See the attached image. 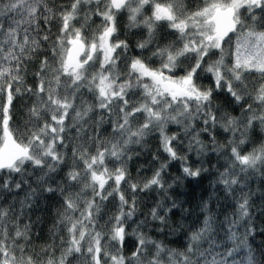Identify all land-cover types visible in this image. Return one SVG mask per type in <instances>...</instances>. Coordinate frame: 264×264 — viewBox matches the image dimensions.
I'll return each instance as SVG.
<instances>
[{
  "label": "snow or ice",
  "instance_id": "1",
  "mask_svg": "<svg viewBox=\"0 0 264 264\" xmlns=\"http://www.w3.org/2000/svg\"><path fill=\"white\" fill-rule=\"evenodd\" d=\"M252 73L258 81L250 82ZM24 98L31 103L14 129V102ZM152 135L166 159L154 154L159 167L133 181L129 163L140 153L132 146ZM258 136L264 0H201L193 8L185 0H0V194L28 186L19 209L0 204V264H264V246L249 243L254 218L264 216V195L257 204L251 188L259 177L264 189V142L245 147ZM212 155L225 161L212 165V186L236 199V211L218 224L203 201L193 229L181 222L190 216L186 201L168 191L211 175L204 157L211 163ZM173 162L182 175L169 183ZM37 173L33 187L29 177ZM151 190L162 197L141 219L137 194ZM44 193L58 196L60 207L49 240L38 245L25 210ZM111 200L116 211L101 225ZM150 231L187 235V243L171 248ZM130 236L134 250L125 255Z\"/></svg>",
  "mask_w": 264,
  "mask_h": 264
},
{
  "label": "trees",
  "instance_id": "2",
  "mask_svg": "<svg viewBox=\"0 0 264 264\" xmlns=\"http://www.w3.org/2000/svg\"><path fill=\"white\" fill-rule=\"evenodd\" d=\"M63 2V0H56V3L59 4ZM185 3L187 7L193 8L196 4L201 3V0H185ZM96 22L99 23L98 18L96 19ZM120 27L123 31L124 24L126 23V18L121 17L120 18ZM52 32L54 34L58 33V27L53 25L52 26ZM123 38V37H121ZM130 40L138 39L139 36H130ZM174 36H170L169 39H174ZM235 37H233V43H234ZM228 51H231V46H226ZM135 49H133V53H135ZM147 55V53H146ZM216 57H213L215 59ZM230 59V57H228ZM121 68H124V65H121ZM29 72L35 71V65H29ZM250 82H256L258 81V74L252 73L249 75ZM28 83L34 84V81L31 76L28 77ZM202 83L204 85L210 84V79H203ZM90 99V97H88ZM218 102H222L218 101ZM31 101H29L27 98L17 99L14 104L13 108V122L12 127L20 128L23 126L24 120H25V112H26V104H30ZM229 111H232V108L228 109ZM239 109H236V111L233 112V115H238ZM107 127V126H106ZM177 130V126L172 125L169 128V132H175ZM110 132V128L108 129ZM107 135V133H106ZM205 143H208L207 136L203 137ZM218 141L223 143L225 140L224 135H220L217 137ZM261 142H264V136H258L255 138L254 143L247 144L246 150L251 151L253 147L259 146ZM133 150L135 152H139V156H134L132 161L129 163L130 173L133 181L136 180H146L151 177L152 173L155 171L157 167H159V162L156 160H153V155L158 154L161 158V160L166 159V154L159 151V139L156 135L149 136L146 140V143L143 145H133ZM211 163H209V157H204V166L208 167L210 169L211 175L208 173H205L204 176L201 178L200 182L197 183L196 181L189 182V180L186 178L182 181L180 185L175 186L173 189H169L168 195L172 197L173 199H177L178 202H184V207L187 208L190 212V216L187 218L186 221H181L182 223H186L187 225L191 226V228L199 227L200 224L198 223V220H202L205 213L201 212V208L199 207L203 201H208L209 204V210L211 213H213L217 219V223H225V217H228L230 219L234 218L233 214L236 211V199H234L231 196H227L223 189L217 186V188H213V184L215 182V174L214 169H212V165H216L219 167L221 164L225 163L224 159H217L216 155H212L210 157ZM190 163L195 164L196 162V156L195 153L192 154L190 157ZM179 163L173 162L168 171L165 175V180L171 183L172 179L177 176H181L182 173L179 171ZM139 169V172L137 171ZM38 173L36 175H33L29 177L30 183L33 187L36 186V180L38 177ZM62 175V174H61ZM126 187V186H125ZM251 188L254 192H256V195L253 197V200L257 204H260L262 201L260 197L264 195V189L261 187L260 178L257 177L255 181L251 184ZM260 189V191H257ZM28 192V186H24V188L18 192L13 193H3L0 194V204L7 205V204H16L17 209H19L20 204L19 202L24 200ZM51 194L44 193L43 196H40L37 201L34 202L33 207L31 209H26L27 215L25 216V219H27L28 216L31 217V220L33 221V229L34 232L40 233V239L36 240L35 237H33L35 243L38 245L45 243L49 240V237L51 235L49 229L52 227V224L55 220V213L57 208L60 207L58 204L59 197H52L49 199L48 197ZM126 195L131 196L130 192H126ZM162 193H159L157 190H151L147 193H138L137 194V205H138V211L137 216L139 218H144L147 216L151 206L159 199H161ZM118 201L111 200L107 202L106 207L104 208V216L100 220V224L103 225L105 221H107L108 217L112 215L116 211V205ZM174 221H180V215L177 214V216L173 217ZM254 224L256 232L254 236H249V243L252 245L254 249H260L261 246H264V235L260 234L261 230H264V216H256L254 218ZM226 226V224H225ZM134 228L135 225H132ZM129 232H131V228L128 229ZM185 229L184 231H186ZM244 229L240 228V233H243ZM150 234L153 236H157L159 239H165L163 235L153 233L150 231ZM61 235H65L63 232H61ZM221 235L223 236V232H221ZM135 237L130 236L128 238V247L125 248V255H130L131 252L134 250ZM165 242L168 244L171 248H177L181 249L183 248L187 243V235H183L181 238V234L178 233L176 235L168 236L167 239H165ZM57 255H59V250H57ZM244 255V250L241 251V256ZM73 264H77L76 261H73Z\"/></svg>",
  "mask_w": 264,
  "mask_h": 264
}]
</instances>
